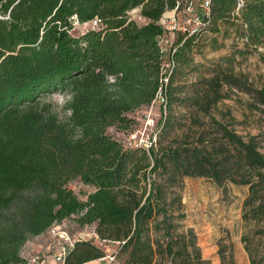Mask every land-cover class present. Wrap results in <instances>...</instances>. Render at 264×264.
<instances>
[{"label": "trees", "instance_id": "1", "mask_svg": "<svg viewBox=\"0 0 264 264\" xmlns=\"http://www.w3.org/2000/svg\"><path fill=\"white\" fill-rule=\"evenodd\" d=\"M200 4L0 0V264H31L27 243L72 218L99 239L76 240L64 264L106 257L105 243L117 245L122 264H212L185 224V178L248 187L242 219L264 236V153L220 109L232 89L264 105V90L236 72L239 59L264 50V0H211L199 28L170 31L171 18L182 22ZM136 10L143 24L131 17ZM95 20L98 28L72 34L76 21ZM229 39L231 53L208 60ZM162 91L157 145L136 148L127 139ZM57 93L68 96L61 111L45 101ZM75 181L91 191L79 195ZM245 249L251 264H264Z\"/></svg>", "mask_w": 264, "mask_h": 264}, {"label": "rangeland", "instance_id": "2", "mask_svg": "<svg viewBox=\"0 0 264 264\" xmlns=\"http://www.w3.org/2000/svg\"><path fill=\"white\" fill-rule=\"evenodd\" d=\"M131 17L140 24L144 23L140 18L139 10L132 12ZM89 28H91L90 25L86 27L79 26L72 31V34L79 36ZM232 44H234L232 40H226V48L215 53L209 52L207 54L208 60L218 59L221 56L230 54ZM239 45L243 46L242 42L239 41ZM236 72L243 74L248 80V85L254 90H264V50L259 49L245 59H239ZM195 77L192 76L190 80H195ZM230 96L231 99L224 101L220 105V109L231 112L237 121L235 128L240 135L245 138L257 137L260 150L264 153V105L260 102L256 93L232 89ZM67 99V95L57 93L46 97L45 101L53 102L61 111ZM64 114L62 113V116ZM186 114V110H177L178 118L186 116ZM168 140L170 141V139ZM168 140L165 143H168ZM182 185L180 192L187 215L185 224L196 232L204 260H208L212 264H221L219 253L220 250H224L227 264H229L231 250L233 249L236 264H251L250 256L245 249L246 244L253 250L254 256L258 258L264 256L262 229L256 228L254 224L245 223L242 219L243 205L249 193L248 187H239L232 184H225L220 187L207 178H185ZM71 188L79 195L91 191L79 181L73 182ZM60 229L69 232L75 240H79L84 236L88 239L87 235L91 233V229H82L72 218L64 221L61 225L54 226L49 231L51 233L48 235L49 242L57 243V238L53 233ZM244 236L248 238L246 244L242 242ZM32 243L33 241L26 245L25 255L41 258L42 256L37 255L38 253L33 252L32 255L27 253L28 249H32ZM116 246L114 243H105L106 257L88 264H122L118 258L113 261L108 258V256H113ZM61 247L62 242L60 241L58 249L60 250Z\"/></svg>", "mask_w": 264, "mask_h": 264}, {"label": "built area", "instance_id": "3", "mask_svg": "<svg viewBox=\"0 0 264 264\" xmlns=\"http://www.w3.org/2000/svg\"><path fill=\"white\" fill-rule=\"evenodd\" d=\"M210 8H211V0H201L200 9L197 10L196 7L191 6L188 11L186 12L185 16L183 17L182 22H179L175 19V17L171 18L168 25L170 31L175 29H192L195 31L202 25V20L204 17L210 15ZM100 20H95L90 25L93 28H98L100 25ZM76 26H80L79 22L76 21ZM162 49H166V43L162 42ZM172 67V63L167 61L163 67V79L164 82L167 83L169 80V73ZM165 96L163 91L160 92L157 96L155 102L148 108L144 109L142 112L139 113L138 120L140 122V126L135 134L127 139V141L136 148H145L150 150L151 148L155 147L158 142L159 137V128H158V121L160 118V111H157V108H164L165 107ZM57 240L62 242L61 250L58 252L56 258L60 262H64L67 252L70 248L73 247L75 243V239L73 236L69 234L66 230H56L53 233ZM88 239L98 240L99 237L96 233L91 231L90 234L87 235ZM85 237V236H84ZM108 258L113 261V256H108ZM31 264H40L41 259L39 257L30 256Z\"/></svg>", "mask_w": 264, "mask_h": 264}, {"label": "crops", "instance_id": "4", "mask_svg": "<svg viewBox=\"0 0 264 264\" xmlns=\"http://www.w3.org/2000/svg\"><path fill=\"white\" fill-rule=\"evenodd\" d=\"M172 16H173V13L171 12L165 15L166 18H171ZM49 233L50 232L31 240L33 241L32 249H28L27 253L29 255H32V253L34 252V253H38L37 255L42 256L40 258L41 259L40 264H64V262H60L56 258L58 252L61 250V249L60 250L58 249V246L60 245V241L57 240L56 241L57 243H54V244L49 242L48 240ZM30 242H28L27 244H29Z\"/></svg>", "mask_w": 264, "mask_h": 264}]
</instances>
